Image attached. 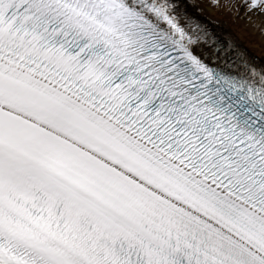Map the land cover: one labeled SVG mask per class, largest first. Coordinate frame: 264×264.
Wrapping results in <instances>:
<instances>
[{
    "label": "snow or ice",
    "instance_id": "6c2138e0",
    "mask_svg": "<svg viewBox=\"0 0 264 264\" xmlns=\"http://www.w3.org/2000/svg\"><path fill=\"white\" fill-rule=\"evenodd\" d=\"M264 0H0V264H264Z\"/></svg>",
    "mask_w": 264,
    "mask_h": 264
},
{
    "label": "bare ground",
    "instance_id": "6f19581e",
    "mask_svg": "<svg viewBox=\"0 0 264 264\" xmlns=\"http://www.w3.org/2000/svg\"><path fill=\"white\" fill-rule=\"evenodd\" d=\"M203 15L210 21L216 22V31L221 35H230L237 44L244 49L255 62L264 63V37L253 34L252 30L244 26L243 21L232 23L231 20L214 10L205 7Z\"/></svg>",
    "mask_w": 264,
    "mask_h": 264
}]
</instances>
